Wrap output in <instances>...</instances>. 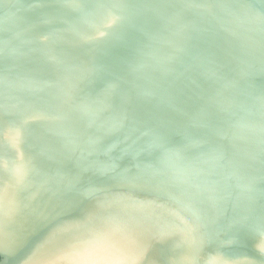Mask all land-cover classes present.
Segmentation results:
<instances>
[{"label": "water", "instance_id": "1", "mask_svg": "<svg viewBox=\"0 0 264 264\" xmlns=\"http://www.w3.org/2000/svg\"><path fill=\"white\" fill-rule=\"evenodd\" d=\"M0 264H264V0H0Z\"/></svg>", "mask_w": 264, "mask_h": 264}]
</instances>
